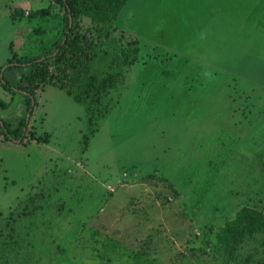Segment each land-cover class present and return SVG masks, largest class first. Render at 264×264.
<instances>
[{
	"label": "rangeland",
	"instance_id": "obj_1",
	"mask_svg": "<svg viewBox=\"0 0 264 264\" xmlns=\"http://www.w3.org/2000/svg\"><path fill=\"white\" fill-rule=\"evenodd\" d=\"M62 15L55 0H0L1 119L27 115L1 82L13 50H49ZM117 16L116 36L140 51L131 67L92 66L114 75L100 109L53 76L24 137L0 130V230L15 214L0 253L12 264H264V0H127ZM78 25L107 48L90 17ZM252 212L259 222L231 229Z\"/></svg>",
	"mask_w": 264,
	"mask_h": 264
},
{
	"label": "trees",
	"instance_id": "obj_2",
	"mask_svg": "<svg viewBox=\"0 0 264 264\" xmlns=\"http://www.w3.org/2000/svg\"><path fill=\"white\" fill-rule=\"evenodd\" d=\"M55 2L60 7V10L63 11L61 17L63 31L61 35L48 45V47H51L49 50L36 55H19L16 50H13L12 58L5 64L6 68L1 76L2 86L7 90L20 93L27 99L28 115L36 105L35 95L38 89L55 76L62 81L60 86H63L69 95L73 96L76 101L84 103L91 113H95V110L100 109L99 104H101L105 94L103 91L108 90L114 75L108 72L106 74H93V72L97 71H92V66L94 68L96 67L95 64H97L99 72L103 68L102 66L100 67L103 62L119 66L121 61L122 64L131 67L138 60L139 42L135 39L124 47L116 36L119 29L114 23L118 17L119 10L126 5L127 0H55ZM50 14V8H45L36 10L32 17H37L38 15L45 17ZM85 16L90 17L93 24L100 27L97 33L101 41L104 38L106 49H100L99 46L88 40V35L82 34L78 30L76 31L77 26L79 27L80 18ZM71 23L73 24L72 26ZM11 48H14L13 43H11ZM50 64L53 66L52 70H49ZM21 65L28 66L29 72L22 78L23 82L13 84V82L6 79L5 73ZM121 73L118 75H121ZM7 107L8 103L0 98V110ZM27 115L23 116L17 125L0 118V130L4 132L7 140L18 142L24 137V128L27 127ZM262 163L264 164V161ZM254 213L252 212L253 215L249 217L245 213H241L240 217L230 225L231 229L241 233L248 227H252L260 220L255 218ZM14 217L15 214L13 212L10 213L6 219L4 229L0 230V242L2 245H6L3 242L5 238L8 236L14 238L15 236L13 232L15 227L13 226ZM247 217L249 219L245 220ZM15 243H17L18 252H20V242L15 239ZM11 249L15 250L12 246ZM26 255L28 256V254ZM31 260L34 262L35 259L32 256L26 258L25 262H27H24V264H30ZM0 264H12V262L5 259L3 254L0 253Z\"/></svg>",
	"mask_w": 264,
	"mask_h": 264
}]
</instances>
